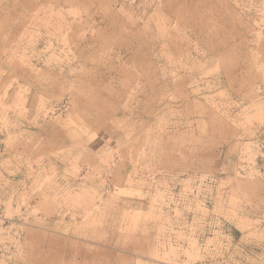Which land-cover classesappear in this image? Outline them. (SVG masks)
<instances>
[{"label": "rangeland", "instance_id": "374dc122", "mask_svg": "<svg viewBox=\"0 0 264 264\" xmlns=\"http://www.w3.org/2000/svg\"><path fill=\"white\" fill-rule=\"evenodd\" d=\"M0 264H264V0H0Z\"/></svg>", "mask_w": 264, "mask_h": 264}, {"label": "bare ground", "instance_id": "6f19581e", "mask_svg": "<svg viewBox=\"0 0 264 264\" xmlns=\"http://www.w3.org/2000/svg\"><path fill=\"white\" fill-rule=\"evenodd\" d=\"M103 106H104V105H103ZM105 108H107V107H105ZM105 108H104V109H105ZM105 111H106V110H105ZM109 112H111V111H109Z\"/></svg>", "mask_w": 264, "mask_h": 264}]
</instances>
